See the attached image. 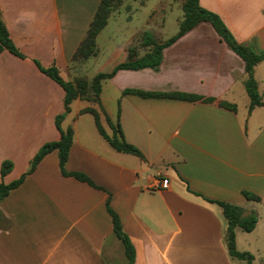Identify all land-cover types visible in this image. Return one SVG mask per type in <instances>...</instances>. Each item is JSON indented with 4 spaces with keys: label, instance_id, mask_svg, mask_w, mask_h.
<instances>
[{
    "label": "crops",
    "instance_id": "1",
    "mask_svg": "<svg viewBox=\"0 0 264 264\" xmlns=\"http://www.w3.org/2000/svg\"><path fill=\"white\" fill-rule=\"evenodd\" d=\"M101 1L0 0L10 36L25 55L0 54V182L19 179L44 144L61 138L55 121L64 111L65 92L35 60L44 67L56 65L66 81L92 80L126 61L131 49L139 58L149 53L152 47L142 44L145 32L158 43L170 39L184 17L183 5L158 0L135 23L139 8L134 4L122 24L126 32L117 34L107 33L117 17L112 15L98 35V55L92 57L103 65L88 76L92 58L74 62L73 57ZM200 4L219 14L239 43L264 51V0ZM175 9L180 12L172 17ZM254 76L264 99V61ZM246 79L244 60L211 24L202 23L163 51L158 70H121L105 82L104 110L114 123L120 111L126 141L146 160L116 151L98 132L94 117L81 114L98 106L75 100L63 121L74 112L72 124L64 128L62 123L64 130L74 129L66 169L87 174L104 190L65 177L58 152L47 155L0 202V264H122L125 252L114 234L108 200L135 247L134 264H236L226 244L223 210L209 200L238 205L245 215L256 212L257 226L246 232H258L255 250H239L240 228L236 243L240 252L254 256L253 263L264 264V106L250 111ZM128 88L191 93L216 101L123 96ZM221 101L237 110L222 108ZM89 115L98 133L91 127L80 133V122L89 124ZM101 121L111 135L106 117ZM4 161H12L14 168L3 178ZM157 178L168 179L169 187L151 190ZM243 191L256 193L261 201H248Z\"/></svg>",
    "mask_w": 264,
    "mask_h": 264
},
{
    "label": "trees",
    "instance_id": "2",
    "mask_svg": "<svg viewBox=\"0 0 264 264\" xmlns=\"http://www.w3.org/2000/svg\"><path fill=\"white\" fill-rule=\"evenodd\" d=\"M120 2L121 0L101 1L94 19L88 29L86 37L74 54V62L85 61L98 55V35L106 28L113 9ZM182 9L184 17L178 32L174 36L165 42L158 43L149 32H145L142 36V44L152 47L149 53L139 58L136 55L135 49H131L129 51V57L126 61L119 63L110 72L97 74L92 80L79 77L75 78L73 81H66L60 75V71L56 65L44 67L40 62L35 60L39 70L58 83L65 92L64 111L56 117L55 121L56 127L61 133V138L58 141L44 144L31 160L28 171L25 172L19 179L9 184H6L4 181L0 182V202L8 197L13 190L20 187L24 183L25 179L35 172L42 160L54 151L58 152L60 169L65 177H73L81 182L87 183L93 188L104 190L100 186L96 185V183L87 174L82 172H69L66 169L70 150L74 142V129L69 127L64 130L62 123L67 114L71 112L72 103L77 99L86 100L98 106V108H86L81 111V114L89 113L94 117L98 132L116 151L131 154L141 158L142 160H146L144 154L136 146L126 141L120 122V111L118 113L117 122L114 123L104 110L101 101L103 85L105 82L114 78L121 70H142L145 68L158 70L162 64L163 51L202 23L211 24L229 48L244 60L247 73L245 87L248 96L250 97V111L256 107L264 106V99L259 92L258 82L254 76L255 67L264 61V51H259L255 47L239 43L221 16L213 11L203 8L200 4V0H186ZM4 51H9L19 58H25V55L13 42L0 10V54ZM122 94L123 96L136 95L144 99H174L204 103H213L216 101L215 98H206L200 95L184 92L160 93L128 88L125 89ZM219 105L222 108L231 111L237 110L236 105L225 101L219 102ZM102 116L106 117L107 123L112 130L111 135L107 133L102 125ZM13 168L14 164L12 161H4L1 166L2 177L4 178L8 175ZM243 196L248 201H261V197L251 191H243ZM209 201L218 204L223 210V216L227 221L225 239L230 256L234 259L245 261L246 264H253L254 256L249 252H240L237 248L236 229L240 228L244 232H252L258 223V215L256 212L253 211L250 214L245 215L243 208L238 205L224 201ZM107 210L112 217L114 234L123 245L127 260L126 264H134L136 259L135 247L128 234L124 231L119 215L110 206V200L107 202Z\"/></svg>",
    "mask_w": 264,
    "mask_h": 264
},
{
    "label": "rangeland",
    "instance_id": "3",
    "mask_svg": "<svg viewBox=\"0 0 264 264\" xmlns=\"http://www.w3.org/2000/svg\"><path fill=\"white\" fill-rule=\"evenodd\" d=\"M168 1H170L174 7H179L180 5H183L186 0H168ZM157 2L158 0H121V2L113 9L111 16L117 15V17L115 20L111 21V25L109 26L107 33L123 34L126 32V28L125 26H122V24H125V18L127 17V14L130 12L134 4L137 6V8H139V12L135 16V17L138 16V18L135 19V23H136L137 21L141 22L144 18V15L149 11L151 5ZM142 3H144V5ZM120 12H122V14L118 15ZM179 12L180 10L175 9L172 17H174V15H178ZM169 21L171 22V20ZM131 25L130 27L134 28V24H131ZM168 27H169V31L171 32L170 25ZM102 65H103L102 60H99L96 63V60L94 58L90 59L88 62V67H87L88 76H94L100 70ZM87 117H89L88 119H91V120H89V124L83 121L80 122V125H79L80 133H88L90 131L89 129L90 127L93 129V133H98L95 127L93 117L90 115ZM74 118H75V113L73 112V114L68 116L67 120L63 123V127L65 128L68 125H71ZM263 231H264V228H263ZM238 233H239V236H238L239 250H245L247 248L254 249V246L256 244V238H258L257 236L258 232L247 234L246 232H243L242 230H238ZM262 236H263V241H264V232ZM122 249H123V246H122ZM122 258H123L122 264H125V256L123 255ZM235 263L243 264V262L239 260H235ZM253 264H263V262L256 260V262H254Z\"/></svg>",
    "mask_w": 264,
    "mask_h": 264
},
{
    "label": "built area",
    "instance_id": "4",
    "mask_svg": "<svg viewBox=\"0 0 264 264\" xmlns=\"http://www.w3.org/2000/svg\"><path fill=\"white\" fill-rule=\"evenodd\" d=\"M168 187H169V180L162 178L155 179L150 185L151 190L166 189Z\"/></svg>",
    "mask_w": 264,
    "mask_h": 264
}]
</instances>
